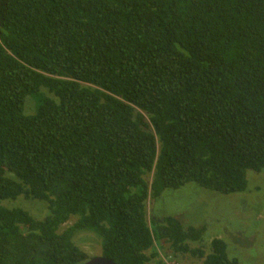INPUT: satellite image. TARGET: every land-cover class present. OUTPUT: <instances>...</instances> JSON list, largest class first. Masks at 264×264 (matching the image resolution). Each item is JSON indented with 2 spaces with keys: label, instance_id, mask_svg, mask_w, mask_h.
Returning <instances> with one entry per match:
<instances>
[{
  "label": "trees",
  "instance_id": "trees-1",
  "mask_svg": "<svg viewBox=\"0 0 264 264\" xmlns=\"http://www.w3.org/2000/svg\"><path fill=\"white\" fill-rule=\"evenodd\" d=\"M248 170H264V0H0V264H83L82 230L118 264H240L147 203L242 193ZM22 198L47 214L4 204Z\"/></svg>",
  "mask_w": 264,
  "mask_h": 264
},
{
  "label": "rangeland",
  "instance_id": "rangeland-1",
  "mask_svg": "<svg viewBox=\"0 0 264 264\" xmlns=\"http://www.w3.org/2000/svg\"><path fill=\"white\" fill-rule=\"evenodd\" d=\"M35 103L29 98L26 113L34 111ZM250 181L245 192L221 195L207 191L196 183H188L177 190H166L157 200L149 199L148 217H163L173 214L181 218L184 225H206L205 239L201 243L208 251L213 238L225 239L231 257L240 264H264V170L257 173L247 171ZM9 207H22L38 219L48 211L47 204L38 200L17 199L4 203ZM74 224V220L63 225V229ZM74 240L90 257L102 255L101 239L90 230L78 231ZM198 246V242H191ZM165 247V245H163ZM160 248L159 252H165ZM163 257L166 256H162ZM159 257L148 264H160ZM180 264H204L203 259L192 256L179 257Z\"/></svg>",
  "mask_w": 264,
  "mask_h": 264
},
{
  "label": "water",
  "instance_id": "water-1",
  "mask_svg": "<svg viewBox=\"0 0 264 264\" xmlns=\"http://www.w3.org/2000/svg\"><path fill=\"white\" fill-rule=\"evenodd\" d=\"M83 264H118L112 259H109L103 255L91 257L87 261H85Z\"/></svg>",
  "mask_w": 264,
  "mask_h": 264
},
{
  "label": "built area",
  "instance_id": "built-area-1",
  "mask_svg": "<svg viewBox=\"0 0 264 264\" xmlns=\"http://www.w3.org/2000/svg\"><path fill=\"white\" fill-rule=\"evenodd\" d=\"M163 261L166 264H180V262L177 259L173 258L172 256L163 257Z\"/></svg>",
  "mask_w": 264,
  "mask_h": 264
}]
</instances>
